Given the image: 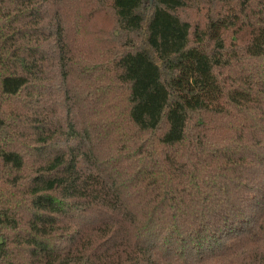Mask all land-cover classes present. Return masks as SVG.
I'll return each instance as SVG.
<instances>
[{
  "label": "trees",
  "instance_id": "trees-1",
  "mask_svg": "<svg viewBox=\"0 0 264 264\" xmlns=\"http://www.w3.org/2000/svg\"><path fill=\"white\" fill-rule=\"evenodd\" d=\"M190 1L0 0V264H264V0Z\"/></svg>",
  "mask_w": 264,
  "mask_h": 264
},
{
  "label": "rangeland",
  "instance_id": "rangeland-1",
  "mask_svg": "<svg viewBox=\"0 0 264 264\" xmlns=\"http://www.w3.org/2000/svg\"><path fill=\"white\" fill-rule=\"evenodd\" d=\"M190 4L193 7V9L191 10L192 13L190 15L193 23L199 22L201 25H203L205 22L206 24V16L203 15V10L200 8L201 5H205V2H201V0H192L190 1ZM221 6V4H217L213 6V10L217 11ZM69 19L70 21H72L73 18L69 17ZM107 21L106 23H108V26L105 27L103 17H94L92 22H85L81 25V27H83L84 29L83 33L75 32L73 26L70 27V73L73 79L82 76V73L80 71L81 61L83 60L82 53L86 51V49L93 50L95 57H99L103 54V61H111L115 57L114 50H118V43L120 42V39L114 37V19L108 18ZM92 23L96 25V31H92L90 27ZM227 37L229 42L232 39L231 32L228 33ZM208 47H211V45H208ZM226 73H228V71ZM69 91L72 98L71 106L75 109L80 105L79 101L77 100V98H75L74 95V92L76 91L74 80L71 83V88ZM121 98V90L119 89L117 84H113L110 88V99L106 103L110 104L111 107L120 110L124 106ZM232 264L236 263L232 262Z\"/></svg>",
  "mask_w": 264,
  "mask_h": 264
},
{
  "label": "water",
  "instance_id": "water-1",
  "mask_svg": "<svg viewBox=\"0 0 264 264\" xmlns=\"http://www.w3.org/2000/svg\"><path fill=\"white\" fill-rule=\"evenodd\" d=\"M155 0H145L146 3H149L150 5H153Z\"/></svg>",
  "mask_w": 264,
  "mask_h": 264
}]
</instances>
